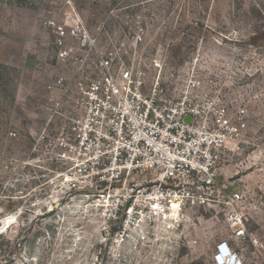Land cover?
Segmentation results:
<instances>
[{"label": "rangeland", "instance_id": "374dc122", "mask_svg": "<svg viewBox=\"0 0 264 264\" xmlns=\"http://www.w3.org/2000/svg\"><path fill=\"white\" fill-rule=\"evenodd\" d=\"M69 7L98 39L90 53L66 43L84 66L59 59L49 26ZM263 35L264 0H0V264H217L223 242L245 264H264ZM110 53L143 74L145 93L159 80L169 99L194 70L232 115L246 107L218 178L244 197L246 241H232L216 203L124 227L125 211L109 217L129 181L105 191L90 171L72 176L57 160L53 141L80 109L78 82ZM158 177L148 171L137 181L154 187Z\"/></svg>", "mask_w": 264, "mask_h": 264}, {"label": "built area", "instance_id": "2783aa9c", "mask_svg": "<svg viewBox=\"0 0 264 264\" xmlns=\"http://www.w3.org/2000/svg\"><path fill=\"white\" fill-rule=\"evenodd\" d=\"M61 22H49L61 47L59 59L84 66L86 59L75 57L76 49L96 51L98 39L73 7ZM70 40L76 49L66 45ZM134 40L142 42V34ZM178 80L182 87L169 99L163 98L159 80L145 93L141 72L117 61L114 53L104 54L97 75L78 82L80 109L53 141L56 158L70 165L72 176L90 171L105 191L129 181L109 217L125 211L124 227L140 225L147 214L172 211L173 203L178 212L216 203L223 207L232 241H246L248 220L240 211L244 197L227 194L218 178L222 156L240 137L248 110L240 106L232 115L217 92H203L204 81L194 70ZM148 171L159 173L154 187L137 181ZM242 259L227 242L217 248V264H243Z\"/></svg>", "mask_w": 264, "mask_h": 264}, {"label": "bare ground", "instance_id": "6f19581e", "mask_svg": "<svg viewBox=\"0 0 264 264\" xmlns=\"http://www.w3.org/2000/svg\"><path fill=\"white\" fill-rule=\"evenodd\" d=\"M172 209H173V213H172V215L170 217H171V219H175L177 217L178 206L175 203H173Z\"/></svg>", "mask_w": 264, "mask_h": 264}, {"label": "crops", "instance_id": "0c3cea01", "mask_svg": "<svg viewBox=\"0 0 264 264\" xmlns=\"http://www.w3.org/2000/svg\"><path fill=\"white\" fill-rule=\"evenodd\" d=\"M262 43L264 44V35H263ZM242 260H243V264H245L244 259Z\"/></svg>", "mask_w": 264, "mask_h": 264}]
</instances>
